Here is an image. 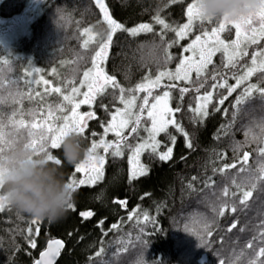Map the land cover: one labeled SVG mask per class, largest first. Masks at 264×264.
<instances>
[{
    "label": "trees",
    "instance_id": "16d2710c",
    "mask_svg": "<svg viewBox=\"0 0 264 264\" xmlns=\"http://www.w3.org/2000/svg\"><path fill=\"white\" fill-rule=\"evenodd\" d=\"M189 1L182 0L179 4L165 8L164 5L168 0H105L113 18L126 27L153 23L152 17L157 14L174 27L186 23ZM101 16L94 0H0V21L8 23L5 27H0V34L6 33L7 27L18 22L15 20H20L18 26L23 23L24 29L7 42L0 40V57L9 61L4 65L6 69L4 76L9 80L19 79L20 83L16 87L24 93L22 106L19 103L8 102L0 108V115L4 117L6 124L8 116L13 112L17 114L15 119L31 121L33 119L30 115L31 111L44 108L46 115L48 104L62 101V97L58 94L45 96L42 101L35 98V91H44V85L42 82L39 85L33 82L29 86L27 81H39L43 77L44 80L51 82L50 86L63 88L64 81L72 79L79 86L82 73L91 66V56L95 51V47L91 44L88 49L83 47V40L88 37L82 35V32L85 27L94 26L95 32L105 33L106 25L97 24ZM160 30L161 26L154 24L153 33H140L136 37L117 32L104 65L106 72L115 75L121 86L127 89L144 82L143 78L148 74L154 78L158 71H175L179 59L186 55L183 47L187 46L195 35L200 34L199 28L194 25L193 32L188 37L168 49L177 59L167 65L163 62L164 49L167 42L176 38L171 31L166 32L162 38L159 34ZM232 36V31L223 34L226 40H231ZM141 45L143 48L140 47ZM260 48H264V41L259 45L250 46L249 56L243 58L236 69L222 67L221 54L217 53L208 71L211 73L215 68L224 73L230 84H235V79L232 77L242 74L245 65L251 66V53ZM156 60L160 61L159 65ZM36 69L39 71H34ZM192 78L196 79L194 72ZM258 79L259 73L233 93L223 106H219L222 109L220 112H215L212 105H209L210 116L197 123L192 119L193 114L189 112L188 107L196 106L197 95H203L205 91H213L210 77L199 93L195 91L198 84L187 81L173 82L165 78L162 81L163 85L175 83L177 88L159 87L153 90V95H162L163 91L170 90L173 97L170 105L173 108L180 103L178 89L182 87L190 89L182 102V111L176 113V119L189 133L194 147L186 148L185 137L170 126L169 130L177 138L172 159L161 161L156 155L143 153L140 161L149 171L147 175L138 176L135 180L130 179L127 157L131 153L127 149L125 155L118 158H113L110 153L105 154L99 149L98 153L104 155L106 161L104 179L95 185H82L77 188L73 200L75 210L69 209L55 222L44 219L40 220L39 225L31 224L32 216L13 205L6 204L4 210L0 212V238H2L0 264H32L51 238H61L66 244L56 264H100V262L103 264H145V262L146 264H219L220 259L231 260L232 264H248L250 260L264 259L259 256V248L264 247V243L255 241V252L247 248V245L253 242L261 220H264V195L259 200L254 199L249 208L237 213L226 211L223 217H216L212 211L213 204L217 208L226 201L231 205L232 199L223 197L221 193L226 186L230 192L236 191L231 181L237 172V169L229 168L221 174L219 171L214 172L213 169L236 163L238 157L243 156L244 151L252 153L249 163L254 169L257 167L255 149L258 144L245 143L244 126L253 119L264 117V110L261 109L259 100L248 106L249 114L238 118L236 124L229 130V135L225 136L218 130L221 124H227L231 118L230 115H224L223 109L229 108L231 113L230 105L235 96L248 83H256ZM7 87L6 83L5 88ZM15 90L14 88L13 91ZM29 91L32 92V100L28 98ZM82 91H86V88ZM220 94L226 95V90L218 88L213 92V104L218 101ZM3 95L6 96L7 92ZM135 95L138 97L136 103L139 105L143 103L142 97L146 92H137ZM118 97V91L113 96L110 90L109 95L102 100L98 98L97 103L91 108L88 105H81L80 110L95 111L97 116V119L88 121L89 128L86 130L88 138L82 139L85 149L90 146L92 139L98 141L101 138L103 134L101 123L106 125L115 109L123 107ZM149 99L151 103V97ZM101 103L107 106V110L100 106ZM148 126L150 127V122ZM143 127L142 123L139 133L141 138L147 137V133L142 130ZM6 130L11 131V125ZM91 132L97 135L91 137ZM217 136L219 139L216 138ZM106 139H115L114 134L109 133ZM157 139L162 142L160 152L166 151L165 145L172 146L163 133ZM234 141L245 143L238 154L233 151ZM128 142L135 145L138 140L131 137ZM54 154L62 159L61 150L55 151ZM61 171L66 181L74 172V165L64 164ZM192 177L197 179L191 181ZM209 177L215 181L214 189L204 187ZM78 178L83 177L78 174ZM190 181L197 191L189 189ZM201 189L203 191H200ZM213 190L215 196L212 195ZM239 198L237 195L235 200L238 202ZM116 200H126L127 206L121 207L115 203ZM133 210L136 212V219L129 220V212ZM85 211H92L95 215L84 219L80 213ZM144 213H148L154 223H145ZM206 218L209 221L216 220V223L213 226V234L204 236L201 241L199 236L191 233L200 231ZM101 220H104L102 227L98 224ZM236 220H238L237 228L228 232L227 229ZM114 223L120 225L119 230L109 232L108 229ZM37 226L40 228L39 235L35 234ZM141 226H143V240L147 241L146 245L135 239L141 234ZM29 227L33 229L31 234L28 233ZM186 228L188 231L185 230ZM241 228H244V231H241ZM105 232L107 235H104ZM29 235L36 240V248H32L26 239ZM101 247L105 250L104 254L97 258L96 253ZM241 251L243 256L234 259L233 252L239 254ZM202 256L206 257L204 262H200Z\"/></svg>",
    "mask_w": 264,
    "mask_h": 264
},
{
    "label": "snow or ice",
    "instance_id": "6c2138e0",
    "mask_svg": "<svg viewBox=\"0 0 264 264\" xmlns=\"http://www.w3.org/2000/svg\"><path fill=\"white\" fill-rule=\"evenodd\" d=\"M181 2L182 0H168V3L164 7L167 8L169 5L179 4ZM94 3L102 14L97 24L106 25V32H95L94 26L83 29L82 35L88 37L83 40V47L88 49L91 44L95 47V51L94 55L91 56V66L86 68L82 73V78L78 82L79 86L72 79L64 81L63 88L60 86H50L51 82L44 80L43 77L39 81H27L29 86L33 82L37 85L42 82L44 85V91H35V98H39L42 101L45 96L58 94L62 97V101L57 104H48L46 106V115L44 114V108H40L38 111H31L30 115L33 117L31 121L25 119L17 120L15 119L17 114L13 112L8 116V122L6 124L4 117L0 115V156L13 146L23 144L25 147L31 148L36 155L46 154L50 161L62 167L64 165L63 160L56 156L54 152L61 150V142L64 137L69 134H75L81 139L88 138L86 134V130L89 128L88 121L97 119L95 111L81 112V105H88L91 108L92 105L97 103L98 98L102 100L105 96L109 95V91L111 90L113 96H115L117 91L119 92L118 99L123 107L115 109L106 125L101 123V127L103 128L101 138L98 141L96 139L91 140L90 146L85 151L83 160H80L74 165V172L69 175L66 184L75 192L82 185H95L104 179V165L106 161L105 156L98 153L99 149H102L105 154L110 153L113 158L123 157L125 155V149H127L131 153L127 157L130 165V179L135 180L138 176H145L149 169L140 161L143 153L149 152L151 155H156L161 161H169L172 159L173 147L176 144L177 138L169 130L170 126L185 137L186 148L192 149L194 147L189 133L184 129L182 123L176 119V113L182 111V102L185 94L190 89L188 87L178 89L180 103L173 108L170 105L173 99L170 90L163 91L162 95H153V90L159 87H167L169 89L177 88L175 83L163 85L162 81L165 78L173 82L187 81L198 84L195 91L199 93L200 89L205 87L210 77L213 91H205L203 95H197L195 97L196 106L193 108L189 105L188 107L189 112L193 114L192 119L200 123L210 116L209 105H212L215 112H220L222 109L219 106H223L233 93H236L238 89H241L242 85H245L247 81L259 73V79L256 83H248L235 96L230 105L231 113L229 112V108L223 109L224 115H230L231 117L229 122L227 124H221L218 130L219 133L225 136L229 135V130L236 124L238 118L249 114L248 106L252 105L254 101L259 100L260 107L264 110V48H260L251 53V66L245 65L242 74H237L232 77L235 79V84H230L224 73L215 68L211 73L208 71L209 65H213V57L217 53L221 54L222 67L236 69L239 62L249 56L248 48L259 45L264 41V0H261L260 7L256 11L234 19L204 16L198 7L197 0H192L187 5V22L175 27L166 22L159 14L152 17L153 23H140L134 27H126L123 23L113 18L105 0H94ZM154 24L161 26L159 34L162 38L168 31L175 34L176 39L167 42L164 49L163 62L165 65L177 59V57L172 56L168 49L178 44L180 40L188 37L193 32L194 25L198 26L200 34L195 35L194 39L187 46L183 47V52L191 53V55H185L180 58L179 63L175 67V71L161 70L158 71L154 78L148 74L143 78L144 82L137 83L133 88L126 89L121 86L116 76L109 75L104 67L110 49L113 46V38L117 32L127 33L131 37H136L140 33H153ZM233 30L235 32L234 39L226 40L222 37V34L229 33ZM140 47L143 48V45ZM78 59L85 58L78 57ZM155 62L157 65L160 63L159 60ZM8 63L9 61L6 58L0 57V108L8 102L19 103L22 106L24 97V93L20 92L18 87H16L19 85L20 80H9L4 76V72L6 71L4 65ZM34 71L39 70L36 69ZM53 72H55V69H53ZM193 72L195 73V80L192 78ZM27 75H31V73H27ZM6 83L8 85L7 88H5ZM14 88L16 89L15 91H13ZM83 88H86V91H82ZM218 88L225 89L227 95L220 94L218 101L213 104V92ZM4 92H7L6 96L3 95ZM137 92H146V95L142 97L143 103L139 105L136 103L138 97L135 93ZM150 97L152 100L151 103ZM28 98L29 100L33 99L31 91L28 93ZM100 106L107 110V106L103 103ZM149 122L150 127L148 126ZM142 123L144 124L142 130L147 133V138H141L139 136ZM9 125H11V131L6 130ZM244 130L245 143L255 142L258 144V147L255 149L257 167L254 169L249 163L252 153L244 151L243 156L238 157L236 163L224 165L220 169H213L214 172L219 171L221 174H224L229 168L237 169L231 181L236 191L230 192L226 186L221 193L223 197L231 198L232 203L229 205L226 201L218 208L213 204L212 211L216 217H223L226 211L237 213L246 210L251 206L254 199L259 200L264 195V117L253 119L247 126H244ZM109 133H113L115 139L107 140L106 137ZM161 133L167 136L172 145H165L166 151L163 152L159 151L162 142L157 139ZM90 135L91 137H95L97 133L91 132ZM131 137H135L138 140L135 145L128 142ZM216 138L219 139V136ZM245 143L234 141V153L238 154L245 146ZM81 173L84 174L83 178H78V174ZM196 179V177H192L191 181H195ZM191 181L188 185L189 189L191 191H197ZM214 184L215 181L209 177L204 187L214 189ZM200 191H203V189ZM212 195H216L214 190ZM237 195L240 197L238 202L235 200ZM219 198L217 197V199ZM115 203L121 207L127 206L126 200H116ZM6 204L9 206L12 205L7 199V194L3 191V182L0 181V212L4 210ZM68 207L69 209L75 210L74 203H71ZM94 215L95 213L92 211L80 213V216L84 219H88ZM128 219H136L135 210L129 212ZM40 220L39 218L33 217L31 224L39 225ZM143 220L145 223H154L150 220L148 213H144ZM215 223L216 220L209 221L206 218L203 222L202 229L200 231H194L191 234L199 236L201 241H203L204 236H211L213 234V226ZM98 224L102 227L104 220L99 221ZM237 224L238 220L234 221L227 231L231 232L233 229H236ZM119 228L120 225L114 223L108 231H118ZM185 230L188 231L187 228ZM240 230L244 231V228ZM39 231L40 228L37 226L35 228V234L39 235ZM32 232L33 229L29 227L28 233L31 234ZM140 233L135 239L146 245L147 241L143 240V226H141ZM104 235H107V232ZM26 239L32 248L37 247L36 240L31 235L26 237ZM257 240L264 243V220H261L258 225L257 234L253 237V242L247 245V248L255 252L254 242ZM63 246L61 240H50L47 249L41 252L40 259L36 260L34 264H55V259L60 255ZM104 251V248L101 247L96 253V257H101ZM238 256L242 257L243 251L239 254L233 252L234 259ZM259 256L264 257V247L259 248ZM100 264H103V262H100ZM219 264H232V261L220 259ZM248 264H264V259L258 261L250 260Z\"/></svg>",
    "mask_w": 264,
    "mask_h": 264
},
{
    "label": "clouds",
    "instance_id": "9594fccd",
    "mask_svg": "<svg viewBox=\"0 0 264 264\" xmlns=\"http://www.w3.org/2000/svg\"><path fill=\"white\" fill-rule=\"evenodd\" d=\"M260 3L261 0H197L204 16L229 19L256 11ZM61 151L64 164L75 165L86 149L79 136L69 134L61 142ZM0 181L14 207L41 220H59L74 200V192L67 186L61 167L46 154L36 155L23 144L0 156Z\"/></svg>",
    "mask_w": 264,
    "mask_h": 264
},
{
    "label": "rangeland",
    "instance_id": "374dc122",
    "mask_svg": "<svg viewBox=\"0 0 264 264\" xmlns=\"http://www.w3.org/2000/svg\"><path fill=\"white\" fill-rule=\"evenodd\" d=\"M191 2H192V0L189 1V3H191ZM15 21H18L19 22L20 20H15ZM18 22L17 23L15 22V23H13V25L7 27L8 28L7 32L6 33H3V34H0V35H2V37H0V40L7 42L8 40L14 38L16 35H18L22 31H24V29L22 28L23 27L22 26L23 23L20 26H18L19 25ZM7 24L8 23H4L3 21H0V27H5ZM10 30H13V31H10ZM232 34H233V36L231 37V39H234L235 38V32H234V30L232 31ZM222 37H223V34H222ZM186 55H191V53H186ZM117 108H122V107H117ZM80 111L83 112L82 110H80ZM110 134H113V133H110ZM145 138H147V137H145Z\"/></svg>",
    "mask_w": 264,
    "mask_h": 264
},
{
    "label": "water",
    "instance_id": "95a60500",
    "mask_svg": "<svg viewBox=\"0 0 264 264\" xmlns=\"http://www.w3.org/2000/svg\"><path fill=\"white\" fill-rule=\"evenodd\" d=\"M226 93H227V92H226ZM226 95H227V94H226ZM54 239L61 240V241L63 242V245H64V246L66 245L65 242H64V240L61 239V238H51V239H49V240L47 241V243L45 244L46 246H45V247L43 248V250H41L40 253L37 255V258L35 259V261L38 260V259H40V254H41V252H43V251H45V250L47 249L48 242H49L50 240H54ZM64 246H63V248H64ZM63 248L61 249V251L63 250ZM61 251H60V254H61ZM59 257H60V255H59L58 257H56V259H55V264H56L57 260L59 259ZM202 259H204V257H202ZM35 261H34V262H35ZM34 262H33L32 264H34Z\"/></svg>",
    "mask_w": 264,
    "mask_h": 264
},
{
    "label": "bare ground",
    "instance_id": "6f19581e",
    "mask_svg": "<svg viewBox=\"0 0 264 264\" xmlns=\"http://www.w3.org/2000/svg\"><path fill=\"white\" fill-rule=\"evenodd\" d=\"M80 175H81L82 177L84 176L83 173H81ZM202 257H204V259L201 258V259H200V262H204V261H205V258H206V257H205V256H202Z\"/></svg>",
    "mask_w": 264,
    "mask_h": 264
}]
</instances>
